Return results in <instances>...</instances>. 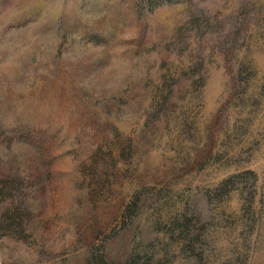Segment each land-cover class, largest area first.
I'll return each instance as SVG.
<instances>
[{
    "label": "rangeland",
    "instance_id": "1",
    "mask_svg": "<svg viewBox=\"0 0 264 264\" xmlns=\"http://www.w3.org/2000/svg\"><path fill=\"white\" fill-rule=\"evenodd\" d=\"M264 264V0H0V264Z\"/></svg>",
    "mask_w": 264,
    "mask_h": 264
},
{
    "label": "trees",
    "instance_id": "2",
    "mask_svg": "<svg viewBox=\"0 0 264 264\" xmlns=\"http://www.w3.org/2000/svg\"><path fill=\"white\" fill-rule=\"evenodd\" d=\"M104 262H105L104 259H101V264H104Z\"/></svg>",
    "mask_w": 264,
    "mask_h": 264
}]
</instances>
